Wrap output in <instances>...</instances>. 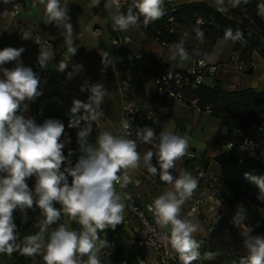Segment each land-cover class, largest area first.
<instances>
[{
    "label": "clouds",
    "instance_id": "clouds-1",
    "mask_svg": "<svg viewBox=\"0 0 264 264\" xmlns=\"http://www.w3.org/2000/svg\"><path fill=\"white\" fill-rule=\"evenodd\" d=\"M4 5L13 4V0H2ZM250 0H228L232 8L247 5ZM71 0H36L44 9V24H52L63 37L68 56L57 63L56 71L65 72L71 58L77 54L75 32L69 15ZM165 0H132L126 12L122 11L120 0H106L104 8L114 9L111 15L114 31L124 32L129 29L147 28L151 23L165 15ZM93 7L100 6V0H91ZM257 15L264 18V2L258 3ZM217 10L225 11V0H217ZM246 10V9H244ZM0 18L10 20V12H0ZM199 23V22H198ZM196 39L205 42V33L199 27L194 28ZM243 32L227 27L223 40L236 43L243 39ZM22 39H32L31 31H26ZM39 45L37 63L41 70L48 68L55 58V50L50 43L33 39ZM186 39L169 46L171 61H190L203 53L193 48L191 53L185 47ZM23 47H5L0 50V254L42 255L44 264H102L101 250L108 246L100 238L106 228L115 229L125 219L126 201L129 194L116 191V185L126 188L132 182L129 173L139 169L141 163L151 177L170 186L165 188L149 205L154 210L156 222L162 228L171 226L169 244L178 255L180 264H192L200 259L201 243L194 233L200 231L198 222L191 218L192 212L182 215V206L198 187V180L190 172L181 169L173 175L176 161L187 153L190 137L163 128L159 135L151 127H138L133 135L132 124L123 118L115 134L101 130L95 142L89 137L93 131V122L104 118L102 105L108 91L102 83H89L80 86L81 92H88L87 101L73 100L68 128H77L79 157L73 165L71 157L75 154L69 149L65 156L63 149L71 143L65 132V125L60 119L46 118L37 123L34 117H25L29 104L42 93L39 91L41 80L38 73L27 67L20 60ZM102 55L105 68L110 64ZM15 62V67L5 65ZM203 63V61H201ZM83 70L82 64H72L67 71L71 80ZM83 110V114L81 113ZM19 113V114H18ZM83 122V126L81 125ZM64 137V139H61ZM250 143V142H248ZM140 144L150 145L143 156L138 151ZM155 157L158 167L153 165ZM62 165L63 170H62ZM120 173H123L121 175ZM245 178L259 188L257 200L264 202V176L245 173ZM35 178L34 188L28 180ZM69 177L71 182H69ZM218 207L220 201L217 200ZM61 205L57 208L55 205ZM40 210L43 219L36 222L38 231L26 235L21 243L14 222V212L19 210ZM80 225L79 230H72L66 224H57L61 215ZM248 210L238 204L231 219L234 227L240 230L243 246L247 255L240 258V264H264V234H253L254 229L246 226ZM52 225H57L49 232ZM256 226H259V221ZM86 257V258H85ZM206 259H213L214 254L207 253Z\"/></svg>",
    "mask_w": 264,
    "mask_h": 264
},
{
    "label": "crops",
    "instance_id": "crops-1",
    "mask_svg": "<svg viewBox=\"0 0 264 264\" xmlns=\"http://www.w3.org/2000/svg\"><path fill=\"white\" fill-rule=\"evenodd\" d=\"M102 1L101 9L95 11L91 0H71L69 4L70 22L75 32V43L79 47L77 54L74 56L75 60H71L68 69L63 73L55 70L57 63L64 59L61 55L65 49L63 37L60 35V30L54 25L43 23L44 9L42 5L36 4L35 7L33 6L36 0H27L24 6L21 4L4 5L0 2V12L2 5L6 7L17 6L15 12L10 13V20L0 18V50L5 47H23L25 51L22 53L20 60L25 66L32 67V62L37 61L39 45L32 42V39H22L24 32L31 31L32 37L42 42L50 43L55 50V58L50 63L49 71V79L52 82L57 83L60 79L67 78V71L71 70L72 64H82L83 70L57 91L73 100L79 99L86 102L87 97L85 94L88 92H81L80 86L84 82L82 80L83 76L90 74L89 83H102L108 91L104 104L101 106L104 118L94 122L96 131L97 133L101 130L112 131L115 134L116 128L119 127L122 120L121 106L123 104L145 106L154 96L152 74L147 72L143 76H137L136 71L139 66L154 62L160 65L184 69L191 64L195 56L190 61H171L169 59V46L149 38L141 29H129L124 32L114 31L110 18L114 13V9L106 10L104 8L106 0ZM191 1H204L212 6H217V0H165L164 9H172ZM255 1L262 3L261 0ZM124 37L128 38V41H122L119 46H115L113 38L123 39ZM183 38L186 39V45L189 47L197 48L200 46L195 33L191 31L184 32ZM231 48L232 42L230 41L227 59L218 62L221 66L216 75L206 78L202 86L213 88L217 84L222 90L228 91L246 88L257 91L264 90V69H262L260 62L261 57L256 52H253L251 58L255 60L256 67L253 69L247 68V73L243 74L236 71L233 68V63L229 61ZM102 55H105L107 57L106 62L110 63L106 68L102 63ZM208 55L209 52L205 55L207 59ZM5 67L13 68L15 67V62H10ZM2 76L3 74L0 73V78ZM40 80L39 91L42 93L45 91L46 81L41 77ZM240 85L244 86L239 88L238 86ZM23 115L26 118L29 116L34 117L30 106ZM163 128L172 130L181 136L187 134L190 137L188 153L182 159L176 161V167L172 170L174 176L178 175L181 169L193 174L192 168L187 167L185 162L198 161L200 159L203 160V163L200 164L201 166H207L208 172L216 174L218 171L217 157L221 151L219 141L224 132L218 117L213 116L204 109L196 110L189 106L175 103L153 127L157 135ZM150 148V145L142 144L138 146V151L143 156ZM153 159L155 161L153 165L158 167L155 157ZM129 174L140 179L137 190L151 204L165 188L170 187L162 183L159 177H151L144 168L143 163H141L139 169L132 170ZM206 185L205 179L199 181L198 187L193 193V195L202 196L204 205L211 201L206 198L211 192L206 188ZM213 191L216 192L215 189ZM188 201L182 206V215H187L188 213ZM233 215L224 202H221L219 207L218 203H216L214 209L207 214L193 212L191 218L200 225V231L194 233V236L199 239L214 241L228 250L246 256L247 251L243 246V237L240 235V230L231 223ZM20 216L23 218L24 224L23 238L38 231L34 225L41 219L40 217L29 213L26 215L20 213ZM212 217L215 218V229L208 230ZM163 228L171 232L170 225ZM53 229L55 227H51L49 232ZM101 253L104 252L101 250ZM142 253L146 260L153 262L154 255L149 247L144 246ZM28 257L29 262L27 264H44L43 257L39 260L33 256ZM104 257L108 259L105 254V256H101V260ZM106 259L103 260L105 263ZM0 264L14 263L8 256H1Z\"/></svg>",
    "mask_w": 264,
    "mask_h": 264
},
{
    "label": "trees",
    "instance_id": "trees-1",
    "mask_svg": "<svg viewBox=\"0 0 264 264\" xmlns=\"http://www.w3.org/2000/svg\"><path fill=\"white\" fill-rule=\"evenodd\" d=\"M26 1L13 0V4L24 6ZM0 2L3 3L2 0ZM131 3L132 0H125L121 10L126 12L128 5ZM257 4L255 0H250L247 5L242 4L236 8L227 6V9L221 12L217 10L216 6H212L207 2L191 1L165 10V15L161 19L151 23L147 28L141 27L140 29L149 38L170 46L183 38L184 32L191 31L195 33L194 28L199 26L205 33V42L200 43V46L197 47L203 53L199 57H205L216 39H223L225 28L239 29L244 34L243 39L236 43L232 42L230 56H237V60L247 67L253 52L264 58V20L256 15ZM102 5L103 1L100 0V6L94 7V10L98 11ZM171 28L172 30L170 31ZM185 47L191 53L193 48L187 45ZM158 66L161 65L158 64ZM188 95L196 98L200 109L208 107L211 111L210 113L220 119L221 127L224 130L219 141L220 146L230 138L231 128L234 126L240 128L242 135H247L249 138L256 139L259 142L264 140V90L257 91L246 88L228 91L222 90L215 84L213 88L201 85L199 88L188 92ZM72 106L73 99L57 90H45L34 101H30V110L38 123H42L46 118L60 119L64 123L65 132L70 137L71 143L66 144L63 152L67 156L69 149L73 150L75 154L71 157V161L75 164L80 153L77 144L78 129L68 128L69 119L72 115L70 111ZM39 108L41 112L40 115H37L36 112ZM79 114H83V110ZM81 125L83 126V122H81ZM96 134L97 131L93 122V131L89 137V140L93 143L95 142ZM61 139H64V137ZM239 139L240 137H235V140ZM224 151L221 149V154L217 157L218 171L216 172V182L213 187L233 214L237 205L243 203L248 210L246 226L252 227L254 234H264V202L256 198L260 190L255 183L246 179L244 175L249 173L253 176H264V160L246 157L241 162H238L233 157H225ZM202 163V159L185 162L189 168ZM63 167L62 165V170ZM28 181L29 183H35V178H30ZM20 213L19 210L14 212V215L19 214L20 217V220L15 222L19 234L17 243H21L24 236L23 218ZM27 213L43 219L38 208L36 211L27 210ZM258 221L259 226L257 227ZM56 226L52 225L51 227ZM115 231V229L106 228L99 234L101 237L111 238ZM198 241L201 246L204 244V239ZM211 252L214 254L215 259L206 261L204 264H240V258L244 257L232 251H225L220 245L212 248ZM8 257L14 264H27L29 262V257L20 254V252H13ZM33 257L39 260L42 256L35 255ZM122 260L127 264H138L132 253L127 249L124 241L117 239L110 249L106 263L102 260L101 262L102 264H120Z\"/></svg>",
    "mask_w": 264,
    "mask_h": 264
},
{
    "label": "built area",
    "instance_id": "built-area-1",
    "mask_svg": "<svg viewBox=\"0 0 264 264\" xmlns=\"http://www.w3.org/2000/svg\"><path fill=\"white\" fill-rule=\"evenodd\" d=\"M120 2L121 5H123L125 0H120ZM225 5L230 6L228 0H225ZM16 8V5H12L11 7L2 5L1 12L7 9L10 13H14ZM261 19L264 20V18ZM169 20H171V18H169ZM171 30L172 28L170 31ZM33 39L37 38L32 37V42L35 43ZM122 41H128V38H113L115 46H119ZM161 44L167 46L166 43ZM61 55L64 59L68 56L66 47ZM71 60H75V58L72 57ZM201 61H203V63H201ZM229 61L233 63V68L238 72L247 68L253 69L256 67V62L252 58L247 67H245L241 61L237 60V56H230ZM260 62L262 69H264V58H261ZM220 66V63H211L206 57L199 56H195L191 64L184 69L163 65L158 66V64L154 62H148L145 65L139 66L136 71L137 76H143L147 72L152 74L154 96L145 106L132 105L129 103L123 104L121 106L122 119L126 117L130 120L134 135L135 129L138 127L147 126L153 128L175 103L189 106L196 110H201L197 104L196 98L188 95V92L203 85L206 78L214 77ZM31 68L34 72L38 73L41 78L45 79V90L47 91L58 90L69 82V79L67 78H62L57 83L52 82L49 79L50 65L48 68L41 70L37 61H33ZM90 79V74H86L82 78L83 81H90ZM85 95L88 97L89 93H86ZM26 103L30 106V101H26ZM204 110L208 113L211 112L208 107ZM40 112L41 110L39 108L36 112L37 115H40ZM34 118L36 119L35 116ZM235 137H240V139L235 140ZM220 147L225 150V157H233L238 162H241L246 157L256 160H264V140L259 142L256 139L249 138L247 135H242L240 128L237 126L231 128L230 138L223 142ZM220 154L221 151L219 155ZM152 163H155L154 159ZM72 164L74 165V163ZM192 171V175L197 178L198 182L203 179L206 180V188L211 191L206 198L211 201L204 205L202 196L192 195L188 201V212H200L202 214H207L214 209V205L217 203V200L224 202L220 194L213 191V186L216 182V174L208 172L207 166L201 165L194 166ZM120 174L123 175V173ZM131 178L132 182L129 183L126 188H121L120 185H116V191L118 193L122 195L127 193L130 195L131 199L126 201L125 219L122 224L116 226V231L113 236L111 238L100 236L101 239H105L108 242V246L102 249V251L109 256L110 249L114 245V241L121 239L124 241L127 249L132 253L138 264H180L178 255L171 248V245L168 242L171 232L157 224V218L154 210L149 209V205H151V203L146 201L138 192L137 186L140 179L132 176ZM27 182L30 188H34L35 183H29V181ZM69 182H71V178ZM55 206L58 209L61 208V205L59 204H56ZM19 220V214L14 215V222H18ZM60 223L66 224L72 230H79L80 228L78 223L71 221L67 216L63 215V213L58 224ZM108 228L112 229L111 227ZM213 229H215V218L212 217L211 222L208 225V230ZM196 239L201 240L199 238ZM216 245L218 244L214 241L204 239V244L199 249L201 257L199 260L193 261L192 264H204L206 261L215 259V257L213 259H206L205 257L207 253H212L211 249ZM144 246L149 247L153 252L154 259L152 263L146 260L142 253V248ZM221 247L225 251H231L223 246ZM4 255L9 256L6 254H0V257ZM120 264L127 263L122 260Z\"/></svg>",
    "mask_w": 264,
    "mask_h": 264
},
{
    "label": "rangeland",
    "instance_id": "rangeland-1",
    "mask_svg": "<svg viewBox=\"0 0 264 264\" xmlns=\"http://www.w3.org/2000/svg\"><path fill=\"white\" fill-rule=\"evenodd\" d=\"M261 2H264V0H261ZM225 8L227 9L226 5H225ZM229 50H230V41L225 42L223 39H218V40H216V42L213 43L210 50L208 51L209 52L208 60L211 63H218L219 61L226 60L228 55H229ZM240 73L246 74L247 69L242 70ZM243 86L244 85H240L238 87L240 88ZM234 88H237V87H234ZM234 88H232V89H234ZM100 255L105 256L104 253H101ZM105 259H106V257H104V259H102V261ZM108 264H110V263H108Z\"/></svg>",
    "mask_w": 264,
    "mask_h": 264
}]
</instances>
